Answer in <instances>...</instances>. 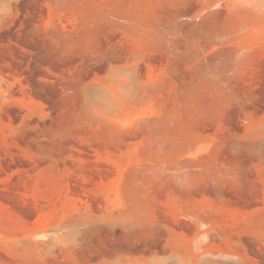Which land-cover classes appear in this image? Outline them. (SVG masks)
<instances>
[{
	"label": "rangeland",
	"instance_id": "rangeland-1",
	"mask_svg": "<svg viewBox=\"0 0 264 264\" xmlns=\"http://www.w3.org/2000/svg\"><path fill=\"white\" fill-rule=\"evenodd\" d=\"M0 264H264V0H0Z\"/></svg>",
	"mask_w": 264,
	"mask_h": 264
}]
</instances>
